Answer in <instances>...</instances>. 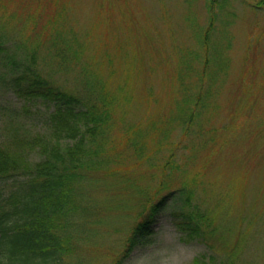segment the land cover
<instances>
[{"label": "rangeland", "instance_id": "374dc122", "mask_svg": "<svg viewBox=\"0 0 264 264\" xmlns=\"http://www.w3.org/2000/svg\"><path fill=\"white\" fill-rule=\"evenodd\" d=\"M257 2L215 0L208 10L206 0H0L11 51L29 49L54 83L109 106L110 129L98 138L106 139L103 151L117 144L126 175L117 190L89 191L107 218L94 227L100 239L82 245L85 264H112L143 201L149 207L170 191L153 233L124 264H264V6ZM54 29L72 44L61 58L45 47ZM23 107L0 82V142L43 131ZM127 128L143 133L145 161L133 157ZM187 215L202 238L175 225Z\"/></svg>", "mask_w": 264, "mask_h": 264}, {"label": "trees", "instance_id": "16d2710c", "mask_svg": "<svg viewBox=\"0 0 264 264\" xmlns=\"http://www.w3.org/2000/svg\"><path fill=\"white\" fill-rule=\"evenodd\" d=\"M214 1L206 0L208 10ZM257 4L263 8L264 0ZM46 40L52 58H61L65 48L72 45L56 29ZM18 51H11L0 31V64L6 70L0 75L1 86L23 99L28 105L23 110L44 128L30 138L13 134V145L0 142V264H85L82 245L100 239L94 227L107 218L101 216L99 206L96 209V204H90L89 191L108 186L117 190L126 175L119 167L122 153L117 151V144L103 151L106 139L98 138L110 129L109 106L104 103L100 107L86 93L78 95L57 85L37 68L36 53L29 49L24 52L20 46ZM191 116L184 119L189 121ZM123 137L130 141L135 160L145 161L143 133L127 128ZM32 154L38 159L32 160ZM166 182L161 179L158 188H164ZM173 192L149 207L146 199L143 201L138 220L112 264H124L134 248L153 233L166 196ZM107 206H113V211L119 208L111 204V198ZM175 225L187 237L202 238L200 223L193 215L175 221Z\"/></svg>", "mask_w": 264, "mask_h": 264}]
</instances>
